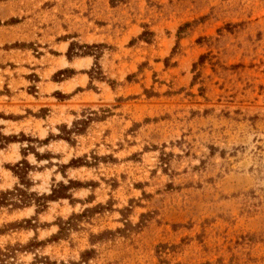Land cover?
<instances>
[{
  "label": "rangeland",
  "instance_id": "rangeland-1",
  "mask_svg": "<svg viewBox=\"0 0 264 264\" xmlns=\"http://www.w3.org/2000/svg\"><path fill=\"white\" fill-rule=\"evenodd\" d=\"M71 43L103 46L70 60ZM0 127L54 136L27 157L33 191L92 183L1 208V264H264V0H0ZM26 146L0 150V194Z\"/></svg>",
  "mask_w": 264,
  "mask_h": 264
},
{
  "label": "trees",
  "instance_id": "trees-1",
  "mask_svg": "<svg viewBox=\"0 0 264 264\" xmlns=\"http://www.w3.org/2000/svg\"><path fill=\"white\" fill-rule=\"evenodd\" d=\"M145 34V33H144ZM103 45H79L77 43H71L67 57L68 59H73L74 57H95V59L98 58V56L93 53L94 49H99ZM204 56L200 57V63L203 61ZM68 74V75H67ZM74 71L71 69H66L59 71L55 77H64L68 78L71 77V75H74ZM86 74L89 75V78L91 81L95 80H105V77L102 75V71L99 66L96 65L95 68H92L90 71L86 72ZM68 96L58 93V98L60 100L66 99ZM86 122L84 121H78L74 123V127L67 129L66 126L60 127V134L57 135L55 138L59 140H64L68 142L69 144L73 143L74 140L72 139V135L76 134H82L84 133L85 129H80L78 126L82 125ZM54 138V136L50 135L47 139L40 141L38 139H33L31 137H27L25 134L21 133L20 135H5L1 132L0 127V150L5 149L7 146L14 144V143H27L26 147L22 148V157L23 159L19 162H17L14 165H6V169L11 171L13 175L18 179V183L12 190H6L1 192L0 194V209L1 208H12V209H24L28 207L35 206L36 207V213H41L45 211L49 204L51 202H56L63 199L72 200V195L70 194V191L73 189H81V188H87L88 186H92V183H82L79 181H73L70 180L69 183L66 185L64 183H59L58 185L54 186L52 188V191L49 195L42 194L35 192L32 190L34 187V181L31 178L30 174L36 170V167L31 165L27 161V157L29 154H33L37 161H42L45 159H48L49 155L47 154H40L37 152L35 146L33 143H39L42 145H47L50 141V139ZM101 160V158L94 157L93 162H89L86 159L83 158H77L72 159L67 165H60V168L62 170L66 168H80V167H92L95 166L96 163ZM108 207L100 206V207H93L86 209L82 214L80 215H72L68 222L62 223V225H59V234L56 238L61 237L64 235L68 230L73 229L74 225L72 224V220L74 218H83L85 215H88L90 213H97V210H107ZM111 210V209H110ZM24 223L27 225L28 228H33V220H24ZM59 224V223H58ZM22 223L18 224H11L8 227L14 228L16 226H22ZM1 232V231H0ZM42 242H38L37 244H41ZM17 249L12 248L8 249V252L0 253V264L3 261L2 257L5 258H11L12 255L15 254ZM92 251H87L83 255L84 260L88 259V255H90ZM11 254V255H9Z\"/></svg>",
  "mask_w": 264,
  "mask_h": 264
}]
</instances>
